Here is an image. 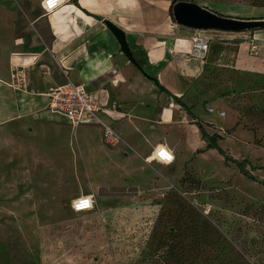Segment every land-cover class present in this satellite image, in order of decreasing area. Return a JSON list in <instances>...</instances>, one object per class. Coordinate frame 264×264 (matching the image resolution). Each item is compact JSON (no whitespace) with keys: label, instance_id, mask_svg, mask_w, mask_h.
<instances>
[{"label":"crops","instance_id":"crops-1","mask_svg":"<svg viewBox=\"0 0 264 264\" xmlns=\"http://www.w3.org/2000/svg\"><path fill=\"white\" fill-rule=\"evenodd\" d=\"M37 1L41 10L27 16L24 26L19 24L23 17L12 14L3 19L9 20L7 26L0 27V164L8 153L13 155L10 163L20 166L31 159L66 164L77 160L82 166L78 177L81 172L86 180L87 174L90 177L85 183L80 178L79 190L66 197L72 211L77 198L94 194L97 202L105 188L123 196L147 189L166 192L189 166L188 158L209 150L199 125L212 134L217 124L206 107L211 100L225 106L211 72L264 77V29L205 30L210 48L201 60L192 55L197 30L176 22L174 0H66L50 14L44 13L43 0ZM242 4L231 10L200 5L228 17L264 19V7L245 10ZM106 20L126 33L133 60ZM14 64L27 71L26 89L10 84ZM68 80L85 85L99 99V117L116 128L120 144L109 146L97 122L72 126L49 110L48 91ZM161 145L175 155L167 166L150 159ZM6 178L0 175V187L5 179L3 186L15 187L18 194L19 180L11 184ZM61 209L56 203L44 209L47 219L41 226H54L50 216Z\"/></svg>","mask_w":264,"mask_h":264},{"label":"rangeland","instance_id":"rangeland-1","mask_svg":"<svg viewBox=\"0 0 264 264\" xmlns=\"http://www.w3.org/2000/svg\"><path fill=\"white\" fill-rule=\"evenodd\" d=\"M194 1L218 10L264 7V0ZM40 10L37 0H0V27L12 14L24 26ZM210 78L225 106L211 100L206 108L215 113L201 108L216 120L210 135L223 137L225 153L188 158L164 193L105 188L93 212L74 213L65 199L90 177H78L77 160L20 166L4 155L0 175L20 186L18 194L5 179L0 187V264H264V77L214 70ZM223 110L227 116H218ZM55 203L62 209L50 216L54 226L42 227L44 209Z\"/></svg>","mask_w":264,"mask_h":264},{"label":"built area","instance_id":"built-area-1","mask_svg":"<svg viewBox=\"0 0 264 264\" xmlns=\"http://www.w3.org/2000/svg\"><path fill=\"white\" fill-rule=\"evenodd\" d=\"M66 0H43L42 7L46 14L54 13L65 3ZM192 55L198 59H205L210 48V40L203 35V31H198L192 37ZM11 86L16 90L27 88L28 75L23 65L14 64L11 66ZM47 96L49 98V110L64 117L72 126L83 123L97 122L103 126L104 140L109 146H116L121 143L122 137L112 125L104 122L99 113L102 105L99 99L90 92L85 85L75 83L71 80L61 85L51 88ZM214 108H209L208 112L215 113ZM221 117L226 115L225 111L218 113ZM168 148V147H167ZM169 149V148H168ZM174 155V153L172 152ZM154 160L157 158L153 155ZM175 157V155H174ZM175 159L173 160V162ZM172 162V163H173ZM92 196L94 204L80 212L92 211L95 208L96 198L94 194H86L77 198L74 202L79 204L87 197ZM73 207V204H72ZM78 212V213H80Z\"/></svg>","mask_w":264,"mask_h":264},{"label":"water","instance_id":"water-1","mask_svg":"<svg viewBox=\"0 0 264 264\" xmlns=\"http://www.w3.org/2000/svg\"><path fill=\"white\" fill-rule=\"evenodd\" d=\"M173 16L176 22L185 27L198 30H221L229 32H244L264 29V19H240L221 15L196 2L178 0L172 3ZM105 24L117 37L123 52L133 60L126 33L111 21Z\"/></svg>","mask_w":264,"mask_h":264},{"label":"clouds","instance_id":"clouds-1","mask_svg":"<svg viewBox=\"0 0 264 264\" xmlns=\"http://www.w3.org/2000/svg\"><path fill=\"white\" fill-rule=\"evenodd\" d=\"M154 156L157 158L158 163L164 164L165 166L171 164L175 159L172 151L163 145L157 146V149L154 152ZM84 201L87 202L86 207H78V204L73 202V211L80 212L88 207L93 206L94 204V199L92 196L87 197Z\"/></svg>","mask_w":264,"mask_h":264},{"label":"trees","instance_id":"trees-1","mask_svg":"<svg viewBox=\"0 0 264 264\" xmlns=\"http://www.w3.org/2000/svg\"><path fill=\"white\" fill-rule=\"evenodd\" d=\"M255 6H257V5H255ZM259 6H264V5H259ZM171 12H172V15H173V8H172V6H171ZM199 126H200V130L202 132L203 138L208 141V149H212V148L213 149H218V150H220L224 154L225 152L220 148L219 143H218V141L220 139H223V137L221 135L217 134V133H215L213 135H210V134H208L205 131V129H204V127H203L202 124H200ZM241 170H242V172H244L245 174L248 175V172L245 169L242 168Z\"/></svg>","mask_w":264,"mask_h":264},{"label":"snow or ice","instance_id":"snow-or-ice-1","mask_svg":"<svg viewBox=\"0 0 264 264\" xmlns=\"http://www.w3.org/2000/svg\"><path fill=\"white\" fill-rule=\"evenodd\" d=\"M87 206V202L86 201H82L78 204V207H86Z\"/></svg>","mask_w":264,"mask_h":264}]
</instances>
